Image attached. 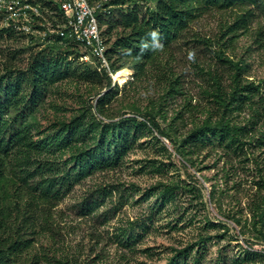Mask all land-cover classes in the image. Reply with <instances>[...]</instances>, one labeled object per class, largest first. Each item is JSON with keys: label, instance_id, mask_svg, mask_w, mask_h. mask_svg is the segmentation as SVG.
Returning a JSON list of instances; mask_svg holds the SVG:
<instances>
[{"label": "rangeland", "instance_id": "obj_1", "mask_svg": "<svg viewBox=\"0 0 264 264\" xmlns=\"http://www.w3.org/2000/svg\"><path fill=\"white\" fill-rule=\"evenodd\" d=\"M147 3L138 1L141 12ZM134 5H116L113 15ZM253 8L249 27L239 25L225 36V28H236L241 9L207 11L144 76L138 78L132 67L110 72L112 91L104 113L97 103L110 89L89 71L101 69L81 50L71 57L76 74L60 81L29 117L34 140L79 122L97 131L90 132L96 139L88 137L94 145L110 122L132 117L147 122L150 114L179 148L154 129L133 131V147L117 169L99 171L64 189L47 226L46 216L41 221L44 232L36 254L47 251L71 264H167L178 250L203 238L201 264H264V105H225L239 72L235 64L243 67L242 82L259 84V94H264V10ZM43 11L42 25L54 28L59 20L50 15L55 12ZM4 26L0 19V28ZM44 35L38 30L0 38V80L7 66L25 65L32 53L47 46ZM119 72L124 75L116 77ZM219 85L226 99L216 96ZM30 90L25 86L26 93ZM222 124L234 134L239 126L246 128L238 146L213 137L211 126ZM202 127L204 143L182 145ZM108 135L116 140L113 131ZM57 152L62 163L76 164L69 148ZM171 190L173 202L159 212L161 196H170ZM130 234L135 241L126 246Z\"/></svg>", "mask_w": 264, "mask_h": 264}, {"label": "trees", "instance_id": "obj_2", "mask_svg": "<svg viewBox=\"0 0 264 264\" xmlns=\"http://www.w3.org/2000/svg\"><path fill=\"white\" fill-rule=\"evenodd\" d=\"M26 1L40 6L43 13L44 9L55 12L50 15L51 19L58 17L59 21L54 20L55 25L63 20L59 0ZM90 1L95 4L100 0ZM138 1L109 0L103 2L104 9L98 11L102 27L107 24L103 34L108 45L107 54L111 71L116 73L125 67H132L138 78L144 76L148 68L161 60L192 23L207 11L236 7L241 9V14L236 15V28L232 26L225 28L227 30L223 32L225 36L236 31L239 25L249 27L248 18L254 14L253 7L257 6L264 10V0H144L149 6L145 12H141ZM125 3L135 5L133 8L130 6L125 7L126 9L120 8L115 18L113 14L116 5ZM151 3H156V6L151 7ZM0 17L4 20L2 9ZM40 28L47 31L46 25H40ZM19 32L21 33L12 26L5 25L0 28V38L4 35L13 38ZM234 37L236 35L231 36V39ZM80 50L78 44L60 37L56 41L48 42L45 48L32 53L25 65L7 66L6 73L1 76L0 264H71L70 260H63L47 251L42 256L34 252L39 235L44 232L41 221L46 216L47 226L51 211L63 199L66 191L73 189L75 182L84 181L102 170L117 169L133 147L134 141L131 138L133 131L137 133L143 128L154 129L170 140L174 148H179L177 139L163 130L156 118L150 114L146 115L147 122L134 117L110 122L107 128L100 132L101 142L94 145L93 142L89 143L88 137L96 139L90 132L95 135L97 131L87 126L80 127L82 123L79 122L72 128L67 125L62 131L46 135L39 141L34 140L31 127L27 124L31 113L39 101L60 81L76 74L71 70L70 60L73 55H78L77 52ZM235 65L239 72L243 69L241 65ZM89 71L101 82L106 81L110 89L97 103L100 112L104 113L107 100L111 96L112 76L105 68ZM239 72L233 76L231 100L225 105H232L235 108H243L250 103L264 105V94H259V84L252 81L243 83ZM4 79L7 80L5 84ZM25 86L31 89L29 93L24 91ZM221 92L219 85L216 96ZM220 96L226 99L224 95ZM222 125L211 126L213 137H220L222 142L238 146L246 128L239 126L234 134L231 131L232 127ZM207 127L210 128V125ZM108 131L109 134L110 131L116 133L115 141L111 142ZM201 131L204 132L203 127L191 131L187 136V142L182 145L204 143L206 135ZM107 144V150H104ZM65 148H69L70 160L74 159L76 163L72 167L68 166V160L64 164L58 157L57 151H63ZM172 191L168 192L170 196L166 193L161 196L159 212L173 202ZM90 207L93 211L95 206ZM262 214L263 218L264 208ZM133 241L134 234H130L126 246H132ZM200 241L178 250L167 264H201L199 254L203 247L199 243H204L203 238H200ZM198 244L199 247L195 250Z\"/></svg>", "mask_w": 264, "mask_h": 264}, {"label": "built area", "instance_id": "obj_3", "mask_svg": "<svg viewBox=\"0 0 264 264\" xmlns=\"http://www.w3.org/2000/svg\"><path fill=\"white\" fill-rule=\"evenodd\" d=\"M59 3L63 20L59 25L54 24V28H47L44 39L51 42L60 37L67 38L80 46L86 59L94 61L98 68L112 72L107 54L108 45L98 14L99 9H104L103 1L93 4L90 0H59ZM0 9L3 10L6 26L28 34L42 31L40 25L43 20L40 18H44V15L40 6L26 0H0Z\"/></svg>", "mask_w": 264, "mask_h": 264}, {"label": "bare ground", "instance_id": "obj_4", "mask_svg": "<svg viewBox=\"0 0 264 264\" xmlns=\"http://www.w3.org/2000/svg\"><path fill=\"white\" fill-rule=\"evenodd\" d=\"M115 75V74H114ZM122 75H124V72H119L117 75H116V77H119V76H122Z\"/></svg>", "mask_w": 264, "mask_h": 264}, {"label": "clouds", "instance_id": "obj_5", "mask_svg": "<svg viewBox=\"0 0 264 264\" xmlns=\"http://www.w3.org/2000/svg\"><path fill=\"white\" fill-rule=\"evenodd\" d=\"M115 73V72H114Z\"/></svg>", "mask_w": 264, "mask_h": 264}]
</instances>
